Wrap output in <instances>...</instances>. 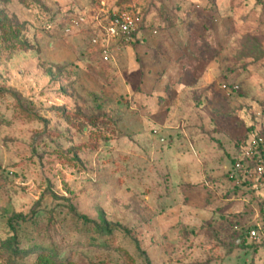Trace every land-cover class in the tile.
Returning <instances> with one entry per match:
<instances>
[{
  "label": "rangeland",
  "instance_id": "obj_1",
  "mask_svg": "<svg viewBox=\"0 0 264 264\" xmlns=\"http://www.w3.org/2000/svg\"><path fill=\"white\" fill-rule=\"evenodd\" d=\"M262 116L264 0H0V264H264Z\"/></svg>",
  "mask_w": 264,
  "mask_h": 264
},
{
  "label": "built area",
  "instance_id": "obj_2",
  "mask_svg": "<svg viewBox=\"0 0 264 264\" xmlns=\"http://www.w3.org/2000/svg\"><path fill=\"white\" fill-rule=\"evenodd\" d=\"M134 28V22L127 13H120L109 17L104 30L110 38L124 37L129 35ZM97 38H92V42L97 44ZM108 50L103 51V56L108 59ZM264 124V116L261 118ZM264 127V125H263ZM231 175L237 176V181L247 183L253 189H264V128L256 136L252 137L244 147L241 160L232 165ZM256 236V232H251Z\"/></svg>",
  "mask_w": 264,
  "mask_h": 264
},
{
  "label": "trees",
  "instance_id": "obj_3",
  "mask_svg": "<svg viewBox=\"0 0 264 264\" xmlns=\"http://www.w3.org/2000/svg\"><path fill=\"white\" fill-rule=\"evenodd\" d=\"M114 15H117V14H114ZM114 15H112V16H114ZM111 16V17H112ZM261 131H257L255 128H254V126H249L248 127V130H247V133H246V135H245V137L243 138V140H242V142L239 144V146H238V152H237V155L236 156H234V157H232V163H235L236 161H239V160H241V154H242V152H243V150H244V147L248 144V142H249V140L252 138V137H254V136H256L258 133H260ZM231 171V170H230ZM242 186H248V184L247 183H242L241 184ZM85 219V218H84Z\"/></svg>",
  "mask_w": 264,
  "mask_h": 264
}]
</instances>
